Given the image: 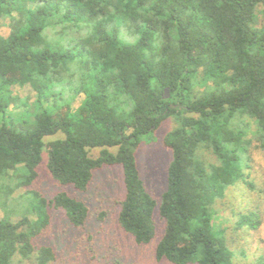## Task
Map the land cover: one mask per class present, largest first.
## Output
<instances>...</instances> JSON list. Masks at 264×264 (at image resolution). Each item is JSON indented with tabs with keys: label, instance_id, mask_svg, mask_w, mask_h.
Listing matches in <instances>:
<instances>
[{
	"label": "trees",
	"instance_id": "trees-1",
	"mask_svg": "<svg viewBox=\"0 0 264 264\" xmlns=\"http://www.w3.org/2000/svg\"><path fill=\"white\" fill-rule=\"evenodd\" d=\"M4 20L0 183L30 186L46 148L53 179L78 192L95 172L120 166L119 225L148 245L158 210L165 229L157 262L236 264L215 206L245 183L248 134L264 149V0H0ZM16 86L36 92L34 115L10 113ZM171 118L177 126L164 144L172 162L158 202L136 153ZM58 133L65 138L45 142ZM208 153L215 162L205 161ZM32 195L36 220H0V264L56 261L52 247L34 242L50 224L49 210H63L77 228L87 221L86 204L65 192ZM257 223L254 213L241 220Z\"/></svg>",
	"mask_w": 264,
	"mask_h": 264
},
{
	"label": "rangeland",
	"instance_id": "rangeland-1",
	"mask_svg": "<svg viewBox=\"0 0 264 264\" xmlns=\"http://www.w3.org/2000/svg\"><path fill=\"white\" fill-rule=\"evenodd\" d=\"M9 34L4 20L0 25V35L7 38ZM12 95L16 101L9 111L14 117L32 116L37 112V94L30 86L13 87ZM78 105L79 101H76L75 106ZM176 126L173 118L165 121L146 138L136 153L140 177L158 202L167 190L168 168L172 162V152L165 146L164 138ZM251 130H257L254 124ZM64 138V134L58 133L47 137L45 142L48 144ZM247 140L249 161L248 167H244L247 178L245 183L229 188L225 198L217 202L215 222L225 231L236 264H264V149L259 136L249 133ZM47 149L43 151L42 162L37 168L38 178L30 186L18 187L15 178L0 183V220L17 222L23 217L36 220V201L32 192L47 200L65 192L84 202L89 215L85 225L77 228L71 225L63 210H49L50 224L34 242L37 246H49L56 251L57 259L50 264H171L168 261L157 262L155 258L156 247L165 229L158 210L155 215L157 235L148 245L136 244L133 237L120 227V204L126 194L120 166L104 167L95 172L88 190L78 192L53 179L47 166ZM99 154L100 149L90 152L93 158ZM204 158L206 162H215L209 153ZM252 213L258 222L255 228L241 225L243 216Z\"/></svg>",
	"mask_w": 264,
	"mask_h": 264
},
{
	"label": "water",
	"instance_id": "water-1",
	"mask_svg": "<svg viewBox=\"0 0 264 264\" xmlns=\"http://www.w3.org/2000/svg\"><path fill=\"white\" fill-rule=\"evenodd\" d=\"M166 92H167V97H169L168 90H166Z\"/></svg>",
	"mask_w": 264,
	"mask_h": 264
}]
</instances>
